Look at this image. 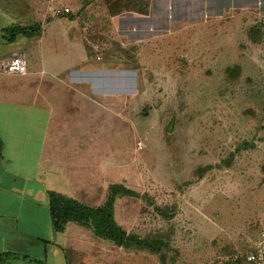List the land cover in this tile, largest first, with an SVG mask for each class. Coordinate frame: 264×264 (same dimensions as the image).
Segmentation results:
<instances>
[{"label": "rangeland", "instance_id": "rangeland-1", "mask_svg": "<svg viewBox=\"0 0 264 264\" xmlns=\"http://www.w3.org/2000/svg\"><path fill=\"white\" fill-rule=\"evenodd\" d=\"M152 1L0 0L3 41L36 46L54 31L42 39L48 51L67 56L69 37L94 61L128 69L79 77L127 99L112 115L97 108V122L95 113L76 120V93L62 92L73 140L57 142L65 156L50 166L64 188L50 191L111 204L119 229L159 248L119 245L67 221L60 264H247L241 255L264 242V0H210L193 24L148 29L139 18ZM74 145L98 155L73 158ZM30 253L0 264H55L41 246Z\"/></svg>", "mask_w": 264, "mask_h": 264}, {"label": "crops", "instance_id": "crops-1", "mask_svg": "<svg viewBox=\"0 0 264 264\" xmlns=\"http://www.w3.org/2000/svg\"><path fill=\"white\" fill-rule=\"evenodd\" d=\"M210 8V0L152 1L148 14L139 19L148 29L163 24L180 28L193 24L194 14L203 18ZM54 34L52 31L44 37L52 38ZM44 37L38 38L40 43L36 46H31V38L13 41L0 38V254L27 258L34 247L41 246L45 263L52 259L60 264L63 261L60 234L52 226L48 191L64 188L50 166L51 157L65 156V145L57 142L73 140L64 133L69 113L62 92L76 93L78 101L74 109L81 110L75 115L76 120L82 123L85 120L81 112L84 118L95 113L97 122V108L112 115L115 104H124L127 99L120 95L119 100H114L113 93L99 94L90 79L80 81L79 77L84 74L88 79L95 72L128 69L115 71L111 63L94 61L87 47L69 37L70 52L63 57L44 48ZM16 54L23 58V73L7 69ZM51 55L56 57L51 59ZM50 78L57 85H52ZM71 153L73 158L82 157L89 162L93 154L98 155V150L90 149V145L89 149L74 145Z\"/></svg>", "mask_w": 264, "mask_h": 264}, {"label": "trees", "instance_id": "trees-1", "mask_svg": "<svg viewBox=\"0 0 264 264\" xmlns=\"http://www.w3.org/2000/svg\"><path fill=\"white\" fill-rule=\"evenodd\" d=\"M17 32L21 33L22 29L19 28ZM14 39L15 36L13 35L7 41H13ZM48 201L52 226L56 232L61 231L67 221L81 222L90 224L96 234L111 239L119 245L129 246L136 241L152 250L159 248L157 243L127 236L119 229L113 221L111 204L91 208L54 191H48ZM8 255L0 254V259L9 257ZM241 258L245 262L244 257L241 256Z\"/></svg>", "mask_w": 264, "mask_h": 264}, {"label": "built area", "instance_id": "built-area-1", "mask_svg": "<svg viewBox=\"0 0 264 264\" xmlns=\"http://www.w3.org/2000/svg\"><path fill=\"white\" fill-rule=\"evenodd\" d=\"M50 12L55 14H67L69 13V8L67 7H60V8H48ZM8 70H16L18 72H25V64L23 61L22 56L16 54L13 56V58L8 62L7 64ZM140 146L142 144L140 143ZM241 256L244 257L245 262L247 264H264V242L258 243L256 246H254L252 249L244 252Z\"/></svg>", "mask_w": 264, "mask_h": 264}, {"label": "water", "instance_id": "water-1", "mask_svg": "<svg viewBox=\"0 0 264 264\" xmlns=\"http://www.w3.org/2000/svg\"><path fill=\"white\" fill-rule=\"evenodd\" d=\"M170 129V128H169Z\"/></svg>", "mask_w": 264, "mask_h": 264}]
</instances>
